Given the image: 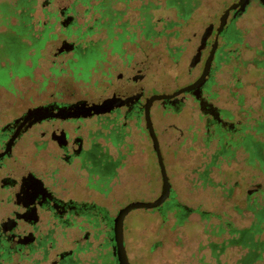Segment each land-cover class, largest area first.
Masks as SVG:
<instances>
[{"label": "flooded vegetation", "instance_id": "flooded-vegetation-1", "mask_svg": "<svg viewBox=\"0 0 264 264\" xmlns=\"http://www.w3.org/2000/svg\"><path fill=\"white\" fill-rule=\"evenodd\" d=\"M192 1L166 5L180 16ZM253 1L264 10V0ZM160 5L0 0V264H119L114 219L122 208L111 204L128 197L130 174L138 202L162 194L160 158L146 119L155 95H173L149 112L166 171L171 154L187 161L199 156L194 175L224 190L226 181L215 178L224 168L236 176L238 153L256 166L264 122L251 125L250 116H236L238 24L246 11H231L222 28L230 6L200 25L189 18L164 22L156 15ZM161 40L172 65L168 92L160 89ZM224 67H230L229 83L220 82ZM168 112L175 121L161 133ZM167 176L170 196L149 209L151 217L196 213L176 199L175 174ZM228 230L236 236V228ZM124 245L127 250L125 232Z\"/></svg>", "mask_w": 264, "mask_h": 264}, {"label": "rangeland", "instance_id": "rangeland-1", "mask_svg": "<svg viewBox=\"0 0 264 264\" xmlns=\"http://www.w3.org/2000/svg\"><path fill=\"white\" fill-rule=\"evenodd\" d=\"M167 1L160 0V11L156 13L162 21L189 18L193 24L200 25L215 21L234 2L193 0L188 13L179 16L174 9L167 7ZM238 25L242 31V44L236 45L239 50L236 56V84L242 85L236 96V116H250L251 125H254L253 119L264 122V102H261L264 95V10L253 1L240 17ZM160 26L162 30L163 24ZM187 35L182 31L181 36ZM161 41L160 89L161 92H168L172 85V65ZM179 45L184 46L183 39ZM229 72L230 67L223 68L221 83H229ZM259 88L262 92L257 91ZM174 121L169 112L163 114L160 132L163 133L165 127ZM166 135L171 134L167 132ZM258 139L262 141L263 148L254 168L248 166L245 156L238 153L236 176L224 168L221 175L215 178L218 183L226 181L224 190L216 185L207 186L194 175V169L201 162L199 156L193 155L192 160L187 161L182 156L174 159L172 154L169 155L170 171L167 169L166 172L167 175L175 174V197L188 209L186 212L192 210L196 213L188 212L182 218L169 217L161 221L153 219L149 210L131 212L124 225L130 264H264V214H261L264 210V135H259ZM162 149L170 150L163 145ZM150 153L153 158L151 148ZM126 189L128 197L121 202H113V210L138 201L137 182L131 174ZM119 193L120 187L114 190L113 195ZM229 228H236V236L230 235ZM245 233L249 238L243 241ZM158 243H161L160 248L156 246ZM170 249L179 252L173 251L171 255L168 252Z\"/></svg>", "mask_w": 264, "mask_h": 264}, {"label": "water", "instance_id": "water-1", "mask_svg": "<svg viewBox=\"0 0 264 264\" xmlns=\"http://www.w3.org/2000/svg\"><path fill=\"white\" fill-rule=\"evenodd\" d=\"M251 1L252 0H239L238 3L231 5L221 17V27L223 28L224 25L226 24L231 11L237 9L238 11L244 13L247 10V7L251 4ZM184 91L185 90L179 91L175 95H179ZM171 97H173V95H168V94L155 95L148 100V104L146 106L147 127L152 136L154 148L158 153V157L160 158L161 174L163 178L162 194H161V197L154 202L135 201V202L128 204L127 206H125L119 211L118 215L114 219V237H115V241L117 244L119 264H130L127 250L124 245V225H125V219L127 218V216L135 210H140V209L149 210V209L160 207L169 198L170 193H171L172 187L169 182L167 172L164 166L159 140L151 125L150 114H149L150 108L154 102L168 100Z\"/></svg>", "mask_w": 264, "mask_h": 264}]
</instances>
